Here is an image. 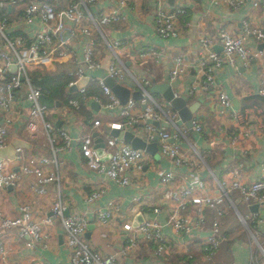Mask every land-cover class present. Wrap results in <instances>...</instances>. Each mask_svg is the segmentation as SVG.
Listing matches in <instances>:
<instances>
[{
    "label": "built area",
    "instance_id": "built-area-1",
    "mask_svg": "<svg viewBox=\"0 0 264 264\" xmlns=\"http://www.w3.org/2000/svg\"><path fill=\"white\" fill-rule=\"evenodd\" d=\"M223 1L232 11L239 9L242 4L241 0ZM246 1L258 15V19L241 21L237 33L220 27L214 38L221 46L220 54L213 48L214 39L211 36L201 35L189 62L179 53L170 56L169 80L186 73L188 69H195L200 74L196 84L189 87L188 95L216 89L214 73L223 63L232 65L238 60L243 67H248L253 61L256 76L255 95L264 101V47L261 49L255 47L258 43H263L264 46V0ZM93 2L94 0H9L10 4L18 7L19 14L12 23L8 22V16H0V115L2 118L0 147L5 145V127L13 121L11 113L17 109L19 95L24 93L28 105L25 127L31 132L36 127H40L50 150L48 157L24 158L17 153L19 150H16L12 159L0 158V188L14 184L21 174L33 177L32 188L38 193H45L48 184L57 185L56 154L62 150H69L72 138L63 129H56L55 121L45 118L46 106L39 100L40 89L32 83L28 73L34 71L54 73L61 69L70 77L66 83L68 92H72L69 88L75 87L73 92L77 93L81 100L91 98L97 103L98 109L116 110L119 118L118 121L108 125L110 129L129 131L146 143L152 141L153 135H157L156 152L166 161L167 168L158 174L156 189L167 191L170 206L167 210L166 223L175 234L190 233L189 237H193L194 234L191 233L201 229L207 211L221 216L226 213L228 207L236 212L232 197L234 191L237 192L239 201L244 204H263L264 162L260 166L259 177L253 181L241 182L239 178L242 171L233 168L227 179L216 181L214 192L207 190L206 182L198 171L202 159L200 153L187 140L188 129L179 121L175 110L168 104L161 105L156 102L149 94V80L144 77H134L120 57V51L126 53L124 48L133 45L127 41L107 39L105 31L100 28V25L109 26L111 23L123 22L124 13L117 10H101L96 11L92 16L86 5ZM165 2L166 0H152L153 28L160 38L174 39L179 36L178 17L184 14L185 10L180 6L168 7ZM5 6L6 4L0 2V9ZM119 6H125L124 0L119 2ZM9 30H13L14 33L10 35ZM100 52L103 53L104 63ZM105 53L108 57L106 66ZM129 56L149 59L153 63H157L159 58L158 53L147 45ZM9 65H14L13 71L8 70ZM102 66H104L102 75L93 74V71L100 70ZM125 76L130 78L135 90L140 92V99L134 100L128 97L124 103H121L105 84V77L120 83ZM89 81L99 88L102 99L98 100V97L86 94ZM215 99L222 110L228 111L227 113L234 118L238 110L231 108L230 99L221 89H217ZM71 101L70 99L68 103ZM134 108L135 112H133ZM240 112L245 116V120L257 119L264 116V107L255 103L246 106ZM153 121L162 122L163 126L154 127ZM190 121V130L200 134L202 127L199 117L192 114ZM91 125L96 127L101 126V123L98 119H93ZM219 130L224 132L223 128ZM55 132L58 135L55 136ZM228 133L231 135L230 144H234L239 137L250 135V132L243 128L234 133L228 130ZM76 141L85 166L98 180L95 187L83 196V200L87 205L98 207L93 212L94 219L105 226L120 211L119 204L113 200H105V207L101 209L98 201L106 191L105 181L109 180L119 186H129L131 182L127 175L128 170L141 171L143 166L147 167L145 164L149 156L142 149L132 148L128 143L108 136L103 140L105 146L103 152L108 154V157L102 160L93 148V137L90 134ZM48 165L51 169L46 172L44 168ZM140 199L141 193L133 197L134 202H139ZM187 205L195 211L193 216L188 215ZM65 210V205L57 195L56 198L53 196L48 215L39 221L32 219L26 205L19 206L17 217L0 219V261L4 262L8 252L1 240L3 232L13 233L18 238L27 236L32 243L39 244L45 237L44 226L52 224L53 220H58L62 228L61 244L68 253V264H114L117 258L130 257L137 249L135 236L137 233H140L144 240L155 242V248L149 255L154 264L159 259L166 262L167 257L164 255L166 239L160 233V227L154 218L143 219L137 227H132L130 219L124 215V220L121 222V229L125 233L124 241L119 244L115 252L101 255L98 251L90 249L83 237L88 225L87 216L80 213L66 214ZM148 213L158 214L160 208L151 207L147 209ZM255 217H257L255 211L243 218L238 215L239 223L245 226L250 240L252 239V244L249 246L255 248L250 255L249 264H264L260 261L264 258V248L257 242L256 230L249 223L255 221ZM222 239L223 235L217 222H213L208 235L197 246L202 253L200 257L203 261H210ZM193 248L194 243H182L181 249L178 250L179 259L187 261L193 258L191 253Z\"/></svg>",
    "mask_w": 264,
    "mask_h": 264
},
{
    "label": "crops",
    "instance_id": "crops-1",
    "mask_svg": "<svg viewBox=\"0 0 264 264\" xmlns=\"http://www.w3.org/2000/svg\"><path fill=\"white\" fill-rule=\"evenodd\" d=\"M120 1L122 0H94L92 4L86 6L92 16L96 14V11L101 10H117L124 13L123 22L111 23L109 26H105L104 33L107 39L127 41L133 45L132 47H125L124 51L126 53L120 51L119 55L134 77H144L149 82L152 81L153 84L167 81L176 95H187V103H191L198 98L201 99L192 114L199 117L202 131L200 134H196L189 129L186 137L188 142L200 153L203 163L201 162L198 171L206 182L207 190L214 192L216 181L227 179L230 170L233 168L242 171L239 180L243 183L253 181L259 177L260 166L264 162V116L245 120V116L240 112L246 106L255 103L264 107V101L255 95L254 62H250L248 67H243L238 60L232 65L223 63L214 73L216 89H209L206 93L197 92L188 95L189 87L196 84L200 78V74L195 69H188L186 73L177 76L173 80L168 79L171 55L179 53L185 61L189 62L196 47V42L201 35L211 36L214 39L220 27H225L233 33H237L241 21H255L258 19V15L250 8L249 3L246 0H241V7L232 11L227 8L223 0H166L165 3L168 7L180 6L185 10V13L178 17L179 36L174 39H162L155 33L153 28L152 0H124L125 6L123 7L119 6ZM0 2L10 6L8 11L6 6L1 7L0 16H8V22L12 23L19 14L18 7L15 4H10L9 0H0ZM9 32L14 33L13 30H9ZM214 41L213 48L220 54L219 43L216 39ZM250 44L252 45V43ZM258 44L255 46L256 48H258ZM145 45L151 46L158 53L157 63H153L149 59H138L135 56H129L134 55L136 51L142 49ZM100 55L104 63L103 53L100 52ZM107 61L108 57L105 53V66ZM70 65L72 67V64ZM58 68L60 69V66ZM103 71L104 66L98 71H93V74L99 76L102 75ZM91 83L92 90L96 91L97 94L91 93L90 96H96L98 100L102 99L99 88L93 82H88L86 90ZM119 84L130 91L135 90L133 82L128 76H125ZM217 89H221L230 99L231 108L238 110L234 118L217 104L215 99ZM71 93L77 94L73 91ZM153 97L156 102L158 100L162 104H167L158 94H153ZM78 99L80 102L72 98L71 103L66 106L55 104L50 108L46 107L47 113L45 115L48 117L46 119L59 120V124L55 125V128L63 129L72 138L70 149L62 150L56 154L57 185L55 183L48 184L45 193H38L32 188L33 177L21 174L14 184L8 185L9 189L7 186L0 188V219L17 217L19 206L26 205L32 219L39 221L45 215H48L53 196L56 198L58 195L60 201L66 207V214L80 213L87 216L88 224H91L92 227L89 230L88 237L85 238L84 235L83 237L87 246L98 251L101 255L115 252L119 244L124 241L125 233L121 229L123 216L125 215L127 219L129 218L132 221L134 214L140 212L142 221L149 217L154 218L160 227V233L166 239L164 255L167 260L164 262L159 259L156 264H249L250 255L254 252V248L249 246V244H252V239L250 240L245 226L239 223L238 215L243 218L255 211L256 220L249 221V223L256 230L255 238L257 242L264 248V203L256 204V209L251 210L249 206L254 205V203L242 204L236 191L232 193V197L237 213L231 208L228 209V207L226 213L221 216L207 211L201 229L191 233L194 234L193 237H189L190 233L175 234L166 223L168 221L167 210L170 206L167 191L156 189L158 174L167 168V163L159 156L155 159L148 153L149 159L146 160V164L144 163L147 167L143 166L139 172L128 170L127 175L131 182L129 186H119L109 180L105 181L106 191L98 201L101 209L105 207V200H113L119 204L120 211L105 226L97 223L93 212L98 207L87 205L83 200V196L95 187L98 180L91 175L85 166L76 140L94 132L98 136H102L104 140L108 136L102 131L103 123L108 127L110 123L118 121L119 117L115 109L101 110L97 108L98 110H94L91 108V98H87L85 101L81 100L80 97ZM18 100L17 109L11 113L13 121L5 127V145L3 147L16 139L23 141L26 145L24 148L16 149L19 150L17 153L23 155L24 158L28 156H50L49 145L42 129L36 127L31 132L25 127L28 105L24 93L19 95ZM79 104L88 113V118L85 119L77 114L76 110H78ZM135 110L134 108L133 112ZM1 119L0 115V121ZM93 119H98L101 126L92 127L91 122ZM153 122L154 127L163 126L162 122H159L157 126ZM221 128L224 129L223 133L219 130ZM242 128L249 131L250 135L239 137L234 144H230L231 135L228 130L234 133V131L238 132ZM54 134L55 136L58 135L56 132ZM100 150V156H105L103 152L105 150L104 145ZM2 159L8 160L6 158ZM154 160L160 161L157 171L148 166V162ZM12 168L16 169L15 166H12ZM49 168L51 169V166L48 165L44 170L47 172ZM185 174L183 173V175ZM140 193V201L134 202L133 197ZM151 207L160 208V213L147 214V209ZM186 209L188 215L193 216V212H195L193 208L187 205ZM213 222H217L223 239L214 251L210 261L205 262L201 259L202 253L197 246L208 235ZM43 229L45 237L39 244L32 243L27 236L18 238L13 233L3 232L1 240L8 252L4 262L0 261V264H68V253L61 244L62 228L60 222L53 220L52 224L45 225ZM135 236L137 241L136 251L130 257L117 258L114 264H154L149 255L155 248V242L144 240L140 233ZM185 242L194 243V248L191 251L193 258L187 261L179 259L178 254L181 244ZM260 261L264 262V258H261Z\"/></svg>",
    "mask_w": 264,
    "mask_h": 264
},
{
    "label": "water",
    "instance_id": "water-1",
    "mask_svg": "<svg viewBox=\"0 0 264 264\" xmlns=\"http://www.w3.org/2000/svg\"><path fill=\"white\" fill-rule=\"evenodd\" d=\"M169 1V0H167ZM7 11L9 10V4H7ZM263 46V43L258 44V48H261ZM219 49L221 50V46L219 45ZM127 63V62H126ZM9 71L14 70V65L8 66ZM21 79V77H19ZM105 84L110 88V91L120 100L121 103H124L128 97L137 100L141 98V94L138 90L130 91L128 88L124 87L123 85L114 82L111 78L105 77ZM75 87L69 88V91H73ZM149 94H158L162 100H164L169 107H171L173 110L176 111L179 121L183 123V126L187 128L188 130L191 129V115L198 107L199 103L201 102V99H196L195 101L191 103H187L186 95H176L170 85L169 82H159L154 83L149 86L148 88ZM91 108L94 110H98L97 103L91 101L90 102ZM55 125L59 124V120H56L54 122ZM153 124L157 126V122L154 121ZM109 129L107 136L116 137L117 139L124 141L128 143L132 148H139L148 153L149 155L153 156L155 159L158 158V154L156 152V140L157 135H153L152 141L149 143H146L141 138L133 135L129 131L124 130H117V129H110L109 126L105 129V132ZM91 137H93V148L95 149V152L100 156L101 155V148L103 147V138L97 136V133H91ZM20 147L24 148L26 147L25 143L23 141L19 140H12L8 145L5 147H0V158H6V159H12L15 155L16 149H19ZM108 157V154H105L101 157L102 160H105ZM9 189V186H7ZM249 209L255 210L256 204L250 205ZM142 222V217L140 212H137L134 214L131 226L137 227ZM92 225L88 224L86 227V231L83 234L85 238L89 235V230L91 229Z\"/></svg>",
    "mask_w": 264,
    "mask_h": 264
},
{
    "label": "trees",
    "instance_id": "trees-1",
    "mask_svg": "<svg viewBox=\"0 0 264 264\" xmlns=\"http://www.w3.org/2000/svg\"><path fill=\"white\" fill-rule=\"evenodd\" d=\"M32 73L33 78L30 77L31 81L34 85L39 87L41 93L39 100L46 107L50 108L55 104L66 106L68 105V101L72 98H75L78 102H80V100L78 99L79 96L77 94L67 91L68 89L66 87V83L70 77L64 72L62 73V71L56 70L54 73L40 71H34ZM152 84L153 82L150 81V85ZM91 93L97 94L96 91L92 90V83L86 90L87 95H90ZM76 112H78L77 114H79L83 118H88V113L84 110L81 104L78 105V110H76Z\"/></svg>",
    "mask_w": 264,
    "mask_h": 264
},
{
    "label": "rangeland",
    "instance_id": "rangeland-1",
    "mask_svg": "<svg viewBox=\"0 0 264 264\" xmlns=\"http://www.w3.org/2000/svg\"><path fill=\"white\" fill-rule=\"evenodd\" d=\"M100 28L103 30V31H105L104 29H105V26H103V25H100ZM10 35H12V33L10 34ZM29 74V76L31 77V78H33V73L32 72H29L28 73ZM157 100V99H156ZM157 102L158 103H160L161 105H162V103H161V101H158L157 100ZM28 112V111H27ZM45 117H46V115H44ZM107 128V125L105 124V123H103V132H104V134L106 135L107 133H108V131H109V129L107 130V132H105V129ZM159 163H160V161H151V162H148V166H149V168L151 167V169H153L154 171H157L158 170V168H159ZM242 204H244L243 202H241ZM253 246V245H252ZM253 248H254V246H253ZM255 249V248H254ZM253 250V249H252ZM263 261V260H262ZM171 262V261H170Z\"/></svg>",
    "mask_w": 264,
    "mask_h": 264
}]
</instances>
